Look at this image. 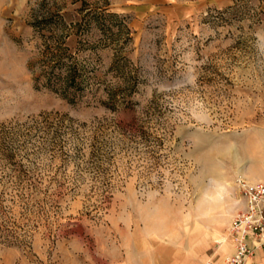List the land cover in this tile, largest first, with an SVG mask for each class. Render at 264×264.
<instances>
[{
	"label": "rangeland",
	"instance_id": "rangeland-1",
	"mask_svg": "<svg viewBox=\"0 0 264 264\" xmlns=\"http://www.w3.org/2000/svg\"><path fill=\"white\" fill-rule=\"evenodd\" d=\"M60 13L93 19L70 96L35 81ZM240 176L264 180V0H0V264L209 260Z\"/></svg>",
	"mask_w": 264,
	"mask_h": 264
},
{
	"label": "trees",
	"instance_id": "trees-1",
	"mask_svg": "<svg viewBox=\"0 0 264 264\" xmlns=\"http://www.w3.org/2000/svg\"><path fill=\"white\" fill-rule=\"evenodd\" d=\"M97 20V17H95ZM92 20L66 19L60 13L57 17L39 21V30H44L45 47L43 62L36 76V86L48 88L63 96L75 95L80 92L85 65L80 63L79 57L70 44L74 29H81L92 25ZM76 45H86L81 37H76ZM82 41V43H81ZM33 67V65H32Z\"/></svg>",
	"mask_w": 264,
	"mask_h": 264
},
{
	"label": "built area",
	"instance_id": "built-area-1",
	"mask_svg": "<svg viewBox=\"0 0 264 264\" xmlns=\"http://www.w3.org/2000/svg\"><path fill=\"white\" fill-rule=\"evenodd\" d=\"M237 187L243 206L229 227L235 251L227 257V264H243L258 247L264 249V180L250 181L240 176Z\"/></svg>",
	"mask_w": 264,
	"mask_h": 264
},
{
	"label": "crops",
	"instance_id": "crops-1",
	"mask_svg": "<svg viewBox=\"0 0 264 264\" xmlns=\"http://www.w3.org/2000/svg\"><path fill=\"white\" fill-rule=\"evenodd\" d=\"M255 179V178H253ZM235 251V244L230 236L227 234V237L223 241V244L217 249L216 253L209 260L200 259L195 261L194 264H227L226 259L228 256L232 255ZM243 264H264V249L258 247L255 250V253L247 258Z\"/></svg>",
	"mask_w": 264,
	"mask_h": 264
}]
</instances>
